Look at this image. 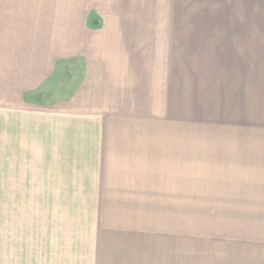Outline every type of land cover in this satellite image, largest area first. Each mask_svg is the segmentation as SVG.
I'll use <instances>...</instances> for the list:
<instances>
[{"label":"crops","instance_id":"crops-1","mask_svg":"<svg viewBox=\"0 0 264 264\" xmlns=\"http://www.w3.org/2000/svg\"><path fill=\"white\" fill-rule=\"evenodd\" d=\"M18 10L14 21L23 24L0 29L11 43L0 46V203L11 213L7 236L0 220V264H33L28 212L13 217L14 204H80L57 209V218L87 217L97 252L110 244L99 222L112 211L194 202L193 118L177 114L180 96L187 107L193 99L187 69L181 88L178 79V42L193 21L101 22L85 12L51 42L48 27L24 24L27 9ZM71 74L74 94H54L71 89ZM94 258L90 264H100Z\"/></svg>","mask_w":264,"mask_h":264},{"label":"rangeland","instance_id":"rangeland-1","mask_svg":"<svg viewBox=\"0 0 264 264\" xmlns=\"http://www.w3.org/2000/svg\"><path fill=\"white\" fill-rule=\"evenodd\" d=\"M261 3V0H0V29L6 30L9 25L15 29L17 24H23L14 18L20 13L18 9L24 8L29 17L24 24L43 25L44 30L48 27L51 42L57 39L59 29L69 30L68 26L83 18L85 12H89V20L101 22L106 18L193 21L187 40L178 42L179 88L187 69L188 80L193 83V99L187 107L180 96L177 114L179 119L193 118L194 202L151 203L146 204L145 212L139 213L112 211L99 224L107 231L105 241L113 245H102L97 252L96 229L89 234L87 217L57 218V209L64 207L67 212L69 206L80 204H14L13 210L19 212L14 211L13 217L17 214L20 219V211L28 212L25 254L33 258V264L58 261L90 264L96 254L100 264H131L132 260L134 264H264ZM25 19L21 16L19 20ZM176 29L182 32V27ZM9 44L0 36V46L6 49ZM66 80L71 89L54 94L64 97L74 94L73 74ZM10 214L9 204L0 203L3 237L7 236ZM62 230L66 232L63 243L58 239ZM81 238L83 243L76 246L77 240L82 242Z\"/></svg>","mask_w":264,"mask_h":264}]
</instances>
